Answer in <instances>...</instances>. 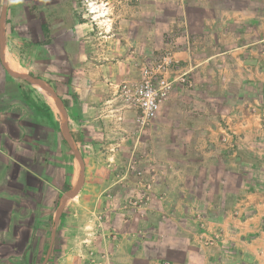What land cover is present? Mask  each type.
<instances>
[{
    "label": "rangeland",
    "instance_id": "374dc122",
    "mask_svg": "<svg viewBox=\"0 0 264 264\" xmlns=\"http://www.w3.org/2000/svg\"><path fill=\"white\" fill-rule=\"evenodd\" d=\"M66 1L69 13L61 0H0V264H117L119 244L144 239L150 218L160 241L189 236L202 247V206H186L179 189L192 182L202 196V128L190 116L179 124L174 104L187 80L171 71L182 65L178 24H201L200 9L187 12L185 0ZM164 56L170 89L143 123L137 89ZM21 77L34 105L45 99L39 87L53 95L52 117L22 100ZM234 135L221 131L227 153L241 146ZM223 186L228 208L241 184L228 171Z\"/></svg>",
    "mask_w": 264,
    "mask_h": 264
},
{
    "label": "crops",
    "instance_id": "0c3cea01",
    "mask_svg": "<svg viewBox=\"0 0 264 264\" xmlns=\"http://www.w3.org/2000/svg\"><path fill=\"white\" fill-rule=\"evenodd\" d=\"M185 1L187 12L200 9L202 22L178 24L179 36L172 44L179 45L175 54L182 55V65L173 64L171 71L187 80L181 85L183 102L174 104L183 115L179 124L186 127L190 116L191 126L202 128V196L192 182L179 189L186 206H202V247L192 244L189 236L182 245L160 241L153 226L157 218H150L144 239L123 236L128 239L119 244L122 256L117 264H162V256L169 264H264V169L257 166L264 162V0ZM58 6L60 12L71 10L66 0ZM25 90L18 86L17 93L29 102L23 98ZM38 90L50 110H57L53 95L42 87ZM227 130L241 145L232 153L221 148V131ZM178 154L186 158L188 153ZM228 171L235 173L241 193L225 208L217 191L222 194ZM225 191L231 196L237 188L226 186ZM132 225L128 234L135 236L137 228Z\"/></svg>",
    "mask_w": 264,
    "mask_h": 264
},
{
    "label": "built area",
    "instance_id": "2783aa9c",
    "mask_svg": "<svg viewBox=\"0 0 264 264\" xmlns=\"http://www.w3.org/2000/svg\"><path fill=\"white\" fill-rule=\"evenodd\" d=\"M171 62L170 56H164L160 63L143 70V79L137 89V108L140 111L139 119L143 123L149 122L156 116L170 89V82L162 74Z\"/></svg>",
    "mask_w": 264,
    "mask_h": 264
},
{
    "label": "trees",
    "instance_id": "16d2710c",
    "mask_svg": "<svg viewBox=\"0 0 264 264\" xmlns=\"http://www.w3.org/2000/svg\"><path fill=\"white\" fill-rule=\"evenodd\" d=\"M31 76L33 77H36V74L33 73V74H30ZM23 84H28V81L25 79V78H19V87H22ZM23 98L26 100L28 99L29 100V103L33 104V101L31 100L30 96L26 93L23 95ZM34 105V104H33ZM34 108L39 112V113H43L45 114L47 117H52V111L50 110L49 106H47L44 102H42V106L41 105H34ZM56 129V133L57 135L59 136L60 133H59V130H58V127L56 125L55 127ZM60 137V136H59ZM62 138V137H61ZM62 141L65 143V140H63L62 138Z\"/></svg>",
    "mask_w": 264,
    "mask_h": 264
},
{
    "label": "bare ground",
    "instance_id": "6f19581e",
    "mask_svg": "<svg viewBox=\"0 0 264 264\" xmlns=\"http://www.w3.org/2000/svg\"><path fill=\"white\" fill-rule=\"evenodd\" d=\"M11 66H12L14 69H16V68H17L15 65H12V64H11ZM16 70H18V69H16Z\"/></svg>",
    "mask_w": 264,
    "mask_h": 264
}]
</instances>
